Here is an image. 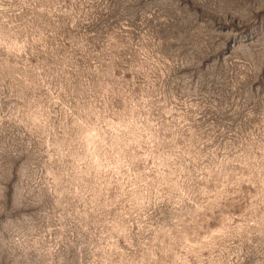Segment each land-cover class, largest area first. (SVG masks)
Returning <instances> with one entry per match:
<instances>
[{
	"label": "rangeland",
	"instance_id": "rangeland-1",
	"mask_svg": "<svg viewBox=\"0 0 264 264\" xmlns=\"http://www.w3.org/2000/svg\"><path fill=\"white\" fill-rule=\"evenodd\" d=\"M0 264H264V0H0Z\"/></svg>",
	"mask_w": 264,
	"mask_h": 264
}]
</instances>
